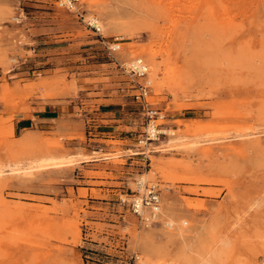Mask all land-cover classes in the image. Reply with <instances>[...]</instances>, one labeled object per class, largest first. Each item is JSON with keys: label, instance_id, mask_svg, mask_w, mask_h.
I'll use <instances>...</instances> for the list:
<instances>
[{"label": "rangeland", "instance_id": "rangeland-1", "mask_svg": "<svg viewBox=\"0 0 264 264\" xmlns=\"http://www.w3.org/2000/svg\"><path fill=\"white\" fill-rule=\"evenodd\" d=\"M56 1L0 0V264H264V0Z\"/></svg>", "mask_w": 264, "mask_h": 264}, {"label": "built area", "instance_id": "built-area-1", "mask_svg": "<svg viewBox=\"0 0 264 264\" xmlns=\"http://www.w3.org/2000/svg\"><path fill=\"white\" fill-rule=\"evenodd\" d=\"M57 5L62 8H66L69 10H74V11H80V9L83 6V1L82 0H57L56 1ZM88 25L95 29L98 33H101V26L98 23L97 19L94 20H89ZM117 41L120 42L121 37L117 36L115 38ZM115 45H118L117 47ZM113 46L114 49H119L120 48V43L115 44ZM140 62V61H139ZM140 65L142 66V62L139 64H136L135 66L131 65L132 70H134L137 74L140 75H145L147 70L144 68H140ZM150 87V82L147 84L143 85L140 87L139 92L136 94V100L143 105L144 108H147V118H148V124H147V129H146V134L140 138V142H147L149 140H158L160 136L164 133V130L161 129V124H157L156 121L158 119H163L165 118V114H163L162 111L159 109H154L150 107L149 101L147 99L148 93H149V88ZM148 187V186H146ZM141 203V205H140ZM144 207H149L151 209V214H155V212H159L156 209L161 206L160 202V194L158 190H156L155 185H151L148 187V193L145 194L142 197H137L133 200L132 202V208L135 213L141 215L142 213V208ZM156 210V211H155ZM155 211V212H154ZM151 218L152 215H151Z\"/></svg>", "mask_w": 264, "mask_h": 264}, {"label": "crops", "instance_id": "crops-1", "mask_svg": "<svg viewBox=\"0 0 264 264\" xmlns=\"http://www.w3.org/2000/svg\"><path fill=\"white\" fill-rule=\"evenodd\" d=\"M103 99L105 100V102H103L104 105H114L113 107H109L107 109L104 108V110H101V114H100L103 117V121H106L109 127H112L114 132H117L118 134H120L124 131V129L128 130V129L135 128L134 119L133 117H131L132 114L127 112V109L125 108V106L118 107L120 102L110 101L112 100L111 97H104ZM44 109H45L44 112L46 114H49V113H52V114H49V115L33 114L32 117L35 118L37 121H51V120L57 119V115L54 114L57 111V107L52 108L51 106H49L48 108L47 106H45ZM32 117L23 116V117L16 119V122H17L16 128L20 126V124H18L19 121L22 122L20 126V128L22 129L29 128L30 126H32L34 124V120ZM121 140L127 141V139H123V138ZM120 147L122 148L123 151L130 149L129 146L126 144L121 145ZM103 149L112 151L114 149V146L109 145L108 147H103ZM132 159L133 160L131 162L134 163L136 161V158L133 157Z\"/></svg>", "mask_w": 264, "mask_h": 264}, {"label": "bare ground", "instance_id": "bare-ground-1", "mask_svg": "<svg viewBox=\"0 0 264 264\" xmlns=\"http://www.w3.org/2000/svg\"><path fill=\"white\" fill-rule=\"evenodd\" d=\"M92 1H94V0H92ZM96 1V0H95ZM94 19H97L96 17H91L89 20H94ZM88 20V21H89ZM98 20V19H97ZM98 23H99V25H100V22H99V20H98ZM101 29H102V27H101ZM116 47L118 46V45H115ZM142 62V66L140 65V68H144L145 70H148V66L145 64V62H144V60L142 59V58H140V57H138V58H136V59H134L132 62H131V65L133 66H135L136 64H139L140 62ZM149 82H151L150 80H148ZM172 141H174V142H176L178 139L177 138H175V139H171ZM171 146V145H170ZM54 158H42V162H46V161H48V162H50V161H52ZM36 163V162H35ZM42 164V163H41ZM33 167V166H32ZM142 183L144 182V178H143V180L141 181ZM140 205H141V203H140ZM157 211L159 210V208H157L156 209ZM155 210V211H156ZM154 211V212H155ZM157 215V212H155V214H152V216H154L155 218L157 217L156 216ZM168 223V222H167Z\"/></svg>", "mask_w": 264, "mask_h": 264}]
</instances>
